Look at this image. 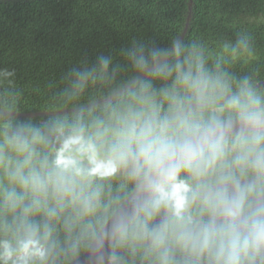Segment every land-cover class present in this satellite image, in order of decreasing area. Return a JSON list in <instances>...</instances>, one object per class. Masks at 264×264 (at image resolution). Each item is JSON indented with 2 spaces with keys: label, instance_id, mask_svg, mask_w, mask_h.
Wrapping results in <instances>:
<instances>
[{
  "label": "clouds",
  "instance_id": "obj_1",
  "mask_svg": "<svg viewBox=\"0 0 264 264\" xmlns=\"http://www.w3.org/2000/svg\"><path fill=\"white\" fill-rule=\"evenodd\" d=\"M249 39L224 44L214 67L179 38L164 47L133 43L123 55L136 86L123 110L92 131L79 119L68 131L54 126L55 147L48 133L10 136L5 123L0 264H56L64 248L76 255L104 228V184L117 178L146 195L138 228L121 234L109 264H264V92L220 70L225 54L252 56ZM115 74L112 59L100 56L67 78L75 93ZM153 79L171 83L157 92ZM96 248L105 264L103 242Z\"/></svg>",
  "mask_w": 264,
  "mask_h": 264
},
{
  "label": "trees",
  "instance_id": "obj_2",
  "mask_svg": "<svg viewBox=\"0 0 264 264\" xmlns=\"http://www.w3.org/2000/svg\"><path fill=\"white\" fill-rule=\"evenodd\" d=\"M189 5L190 0H0V73H12L0 76V112L41 113L0 117V139L7 123L10 136L21 129L26 134L45 132L48 146L55 147L51 129L56 125L68 131L79 119L92 131L98 121L107 123L111 111L123 110L135 84L109 102L88 106L133 81V70L123 55L133 43L164 47L179 38L186 46L197 44L208 66L214 67L224 44L235 45L240 37L248 36L252 56L232 60L225 54L220 70L236 81L245 77L256 83L264 80V0H191L187 24ZM256 51L261 52L259 58ZM100 56L112 59L115 76L74 93L68 72L91 67ZM165 83L171 81L153 79L151 89L158 92ZM134 189L123 178L105 182V201L110 202L105 222ZM142 216L143 212L121 234L131 235ZM91 242L77 244L76 255L68 248L59 251L56 264L78 258ZM115 250L131 260L126 250Z\"/></svg>",
  "mask_w": 264,
  "mask_h": 264
},
{
  "label": "water",
  "instance_id": "obj_3",
  "mask_svg": "<svg viewBox=\"0 0 264 264\" xmlns=\"http://www.w3.org/2000/svg\"><path fill=\"white\" fill-rule=\"evenodd\" d=\"M190 11H191V0H190L189 12L187 16V24L190 21ZM134 84L135 81L133 80L121 90L111 94L108 98L100 100L88 107L109 102L117 98L127 89L131 88ZM256 85L257 88L264 89V80L256 83ZM40 114L41 113L17 114L13 112H0V117H17V116L32 117V116H39ZM145 195L146 194L144 192H142L141 190H137L135 188L132 191V193L125 199V201L114 211L111 217L105 222L104 228H102L100 232L97 234V236L92 240L87 250L81 256L66 264H100V262L96 259V257L99 255L96 246L101 242H103L104 244L105 264H109L108 256L112 252L116 239L125 230V228H127V226H129L135 220V218L141 214L142 211H137V210L144 203ZM152 223H155V218L152 221ZM118 228L119 231L114 232V229H118Z\"/></svg>",
  "mask_w": 264,
  "mask_h": 264
},
{
  "label": "flooded vegetation",
  "instance_id": "obj_4",
  "mask_svg": "<svg viewBox=\"0 0 264 264\" xmlns=\"http://www.w3.org/2000/svg\"><path fill=\"white\" fill-rule=\"evenodd\" d=\"M254 53H256L255 54V56L257 57V58H259L260 56H261V52H259V51H256V52H254ZM263 81V80H262ZM258 83V82H257ZM260 89H262V88H260Z\"/></svg>",
  "mask_w": 264,
  "mask_h": 264
}]
</instances>
